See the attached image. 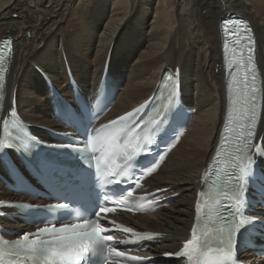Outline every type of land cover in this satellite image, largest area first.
<instances>
[{"label":"bare ground","instance_id":"1","mask_svg":"<svg viewBox=\"0 0 264 264\" xmlns=\"http://www.w3.org/2000/svg\"><path fill=\"white\" fill-rule=\"evenodd\" d=\"M230 14L240 15L254 27L264 81V0H0V41L14 40L5 113L16 98L20 115L36 127L58 126L52 117L51 92L40 71L70 97L73 91L65 87L69 84L66 63L84 94L93 95L109 57V78L120 88L110 116L116 118L147 101L166 70H180L181 92L186 105L195 110L194 120L147 183L171 197L180 195L158 214L128 221L138 230L165 235L146 255L156 264H174L161 259L162 254L175 251L189 235L202 173L224 124L227 105L220 23ZM263 126L264 93L259 130ZM0 200L25 202L26 198L0 182ZM28 201L47 204L43 199ZM4 225L12 231L35 229L24 222ZM241 257L245 264H264L253 253Z\"/></svg>","mask_w":264,"mask_h":264},{"label":"snow or ice","instance_id":"2","mask_svg":"<svg viewBox=\"0 0 264 264\" xmlns=\"http://www.w3.org/2000/svg\"><path fill=\"white\" fill-rule=\"evenodd\" d=\"M232 25L231 29L226 30L237 35L243 30L248 44H254V39L251 35L252 30L247 26L245 21H234ZM239 42V39H237L236 43L239 44ZM4 44L10 46L11 41L6 40ZM225 47L227 49V44ZM248 51L247 64L251 66V71L244 76V91L237 97V103L246 105L239 114V120L242 121L239 124V128L243 131L236 134L234 155L230 157L235 171L226 173L223 180L218 177L216 181H213V188L218 189L215 196L205 193L200 194L201 196H209L208 201L204 202L208 211L205 212L204 218L200 220L199 230L194 225L190 238L185 241L182 250L175 253L177 257H186L189 264H228L229 261H233L238 248V235L242 233L246 225L252 223L250 217L241 213V209L246 203V184L248 177L251 175L250 165L253 162L249 153L253 147H256L257 153L264 156V147L252 143L255 125L254 101L256 88L254 80L256 73L251 54L253 49L249 47ZM4 58L3 55H0V64H2ZM229 67H231V64ZM241 67H244L243 62L238 65L237 71ZM249 75L251 82H249ZM172 95L174 96L175 93L173 92ZM147 103L148 101L131 112L126 113L124 116L118 117L106 125H102L100 129L95 130L96 136L92 139L97 140L102 131L108 132L111 130L112 134H116L118 131L117 125L121 122L129 121L135 114L141 112ZM12 116H16L15 111L12 112ZM158 123L155 119L151 122L152 125H157ZM10 126H17V121L13 120L11 125L8 121L4 122L5 132L0 137V152L14 146L12 143L14 137L8 131ZM123 143L124 148L119 159L127 166L139 154L136 149L140 145L138 143L131 145V140H125ZM92 159L96 161V167L99 169L100 156H93ZM245 159H247L248 164L243 163ZM121 175H126L124 168L107 170L106 167L102 172L101 178L105 184H111L114 181L109 179V176L115 177ZM115 182L119 183V181ZM137 186L139 185L137 184ZM120 196H123L124 200L131 199L132 202L128 205L130 210L135 207V198L132 196L131 191L127 192L126 196L124 193L118 194L117 199ZM104 200L105 205L113 202L107 195L104 196ZM201 203V201H197L198 219L201 212ZM0 206L16 207V205L7 202H0ZM57 207L67 208L68 206L58 205ZM221 208L228 215L220 212ZM109 211H114V209L107 206L99 207L93 213V216L96 217L95 219L61 223L59 227L55 224L38 227L35 233H24L15 242L0 240V264H4L5 256L8 257L11 264H28V262H31V264H81V262H85V264H97L98 261L106 260L113 253H115L116 257H124L125 252H119L115 247L109 245L108 242L113 240V234L105 235L110 230L102 227L99 222L100 213ZM123 231L125 233H133V229L131 228H123ZM133 235L136 241H143L153 240L157 234L133 233ZM201 237L204 239H201ZM128 243H130L128 240L118 242L120 245ZM126 259L128 261H142V258L137 256H127ZM233 264H235V261H233Z\"/></svg>","mask_w":264,"mask_h":264},{"label":"rangeland","instance_id":"3","mask_svg":"<svg viewBox=\"0 0 264 264\" xmlns=\"http://www.w3.org/2000/svg\"><path fill=\"white\" fill-rule=\"evenodd\" d=\"M92 66H93V65H92ZM93 68H94V67H93ZM62 91L65 92V88H64ZM179 195H180V194H176L177 197L175 196V200L172 202V204L175 203V202L177 201ZM171 206H172V205H171Z\"/></svg>","mask_w":264,"mask_h":264}]
</instances>
